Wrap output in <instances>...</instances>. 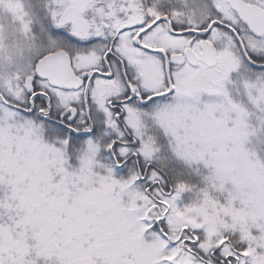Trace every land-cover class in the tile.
<instances>
[{
    "label": "snow or ice",
    "instance_id": "1",
    "mask_svg": "<svg viewBox=\"0 0 264 264\" xmlns=\"http://www.w3.org/2000/svg\"><path fill=\"white\" fill-rule=\"evenodd\" d=\"M0 264H264V0H0Z\"/></svg>",
    "mask_w": 264,
    "mask_h": 264
}]
</instances>
